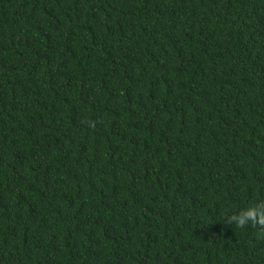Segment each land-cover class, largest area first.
<instances>
[{
  "label": "trees",
  "instance_id": "trees-1",
  "mask_svg": "<svg viewBox=\"0 0 264 264\" xmlns=\"http://www.w3.org/2000/svg\"><path fill=\"white\" fill-rule=\"evenodd\" d=\"M264 0H0V264H264Z\"/></svg>",
  "mask_w": 264,
  "mask_h": 264
},
{
  "label": "clouds",
  "instance_id": "clouds-1",
  "mask_svg": "<svg viewBox=\"0 0 264 264\" xmlns=\"http://www.w3.org/2000/svg\"><path fill=\"white\" fill-rule=\"evenodd\" d=\"M231 222L240 228L248 224L264 226V202L246 208L242 213L232 215Z\"/></svg>",
  "mask_w": 264,
  "mask_h": 264
}]
</instances>
